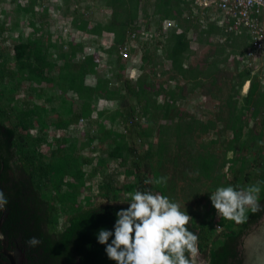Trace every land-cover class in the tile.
<instances>
[{
	"label": "trees",
	"instance_id": "trees-1",
	"mask_svg": "<svg viewBox=\"0 0 264 264\" xmlns=\"http://www.w3.org/2000/svg\"><path fill=\"white\" fill-rule=\"evenodd\" d=\"M46 2L0 0V190L9 201L0 230L8 250L98 206L130 205L140 190L192 217L187 227L209 264L217 239L238 234L252 213L242 223L218 217L211 193L264 181V69L247 57L249 33L227 32L221 16L189 0H62L55 11L72 15V38L47 29L57 16ZM101 9L110 11L104 21ZM166 20L175 24L167 36ZM102 32L113 35L108 49ZM136 32L148 33L130 47L137 60L124 59L119 47ZM196 39L207 51L190 63ZM95 53L106 55L105 68ZM161 176L165 185L145 184ZM202 199L209 207L200 210ZM1 250L0 241V264H8Z\"/></svg>",
	"mask_w": 264,
	"mask_h": 264
},
{
	"label": "clouds",
	"instance_id": "clouds-1",
	"mask_svg": "<svg viewBox=\"0 0 264 264\" xmlns=\"http://www.w3.org/2000/svg\"><path fill=\"white\" fill-rule=\"evenodd\" d=\"M4 1L9 2L10 0ZM46 1L47 6L57 16L56 21L47 29L63 32L65 36L70 35L72 38H76L78 32L71 29L72 15L63 20L55 11V5L61 6L62 0ZM77 8V5L73 3L71 9ZM102 11L110 13L107 9H101L100 12ZM217 15L221 16L219 13ZM166 22H171L172 26L167 28ZM225 25L227 31V23ZM173 26L175 27V24L171 20L163 22V31L166 36ZM177 32H180L179 28H177ZM138 34L146 35L148 33L136 32L131 34L128 44L119 47V54L124 59L137 60V55L130 54L129 51ZM99 37L102 39L100 44L105 49L112 45V34L102 32ZM263 53L264 49L261 56L251 57L252 62L258 60L259 56L264 57ZM95 56L101 60L100 62H104L106 59V55L102 53H95ZM244 58V55L238 56L240 61H244ZM101 67L105 66L101 64ZM133 71H136L138 75L137 68L131 69L130 73ZM135 78L132 77V79ZM244 86L247 89L249 82H245ZM99 103L101 104L102 101ZM261 143L264 144V141ZM166 183L167 178L163 176L156 180H145V184L165 185ZM261 184H264V181H257L246 188L231 185L218 187L210 196L218 217L242 223L247 219L249 211L252 213L260 211L262 208L259 202ZM129 195L130 206L116 213L117 220L114 225V232L101 229L97 234L98 242L106 245L105 251L108 258L115 261L116 264H197L199 238L187 227L192 217L187 212L181 211L178 203L159 193L136 190ZM8 203L5 193L0 190V212L6 211ZM113 236L114 239L109 243V238ZM0 239H3L2 234H0ZM40 243L41 240L34 236L26 241L29 247H36Z\"/></svg>",
	"mask_w": 264,
	"mask_h": 264
},
{
	"label": "water",
	"instance_id": "water-1",
	"mask_svg": "<svg viewBox=\"0 0 264 264\" xmlns=\"http://www.w3.org/2000/svg\"><path fill=\"white\" fill-rule=\"evenodd\" d=\"M260 204L261 210L251 213L238 234L217 239L209 264H264V199ZM129 206L106 204L93 208L40 237L36 247L26 244L8 250L3 237L1 253L8 264H116L108 258L106 245L98 242L97 234L101 229L114 232L116 213ZM2 221L3 217L0 227ZM112 239L114 236L109 243Z\"/></svg>",
	"mask_w": 264,
	"mask_h": 264
},
{
	"label": "built area",
	"instance_id": "built-area-1",
	"mask_svg": "<svg viewBox=\"0 0 264 264\" xmlns=\"http://www.w3.org/2000/svg\"><path fill=\"white\" fill-rule=\"evenodd\" d=\"M9 1V0H7ZM196 8L211 9L222 16V22L227 23V31L239 33L246 30L251 39L252 49L248 57L262 54L264 49V0H189ZM166 22V27H171Z\"/></svg>",
	"mask_w": 264,
	"mask_h": 264
},
{
	"label": "rangeland",
	"instance_id": "rangeland-1",
	"mask_svg": "<svg viewBox=\"0 0 264 264\" xmlns=\"http://www.w3.org/2000/svg\"><path fill=\"white\" fill-rule=\"evenodd\" d=\"M103 13H105V14H109L108 13V11H102V12H98V15L96 16L97 17V20H104L106 17H102L103 16ZM192 47V50H194L195 52H196V55L197 54H199V56L198 57H196V56H194L193 58H191L190 60V63L192 62V63H196V61L195 60H197L201 55H202V53L204 52V51H207V47L206 46H203V45H201L200 43H199V41H197V39L195 40V42H193L192 43V45H191ZM203 46V47H202ZM204 49V50H203ZM264 54V53H263ZM97 59H99V58H97ZM256 62H257V60L253 63V69L255 70L256 68H257V66H258V68H260V69H264V57H262V58H260V60H259V63H258V65L256 64ZM101 64H103L102 62H101ZM103 68H105V67H103ZM107 70V69H106ZM136 75H137V72L136 71H133L132 73H129V77L130 78H135L136 77ZM159 84V82L158 81H156V85H158ZM247 86V85H246ZM246 86H244L243 88H242V93H244L245 92V90H246ZM205 99L203 98V97H199L198 99H197V103H198V105L200 106V107H203L202 105H204L205 104ZM205 107V106H204ZM203 115L204 116V109L202 108L201 110H200V114H199V116L200 115ZM202 116V117H203ZM252 122L250 121L249 122V124H251ZM254 158V156L252 157V159ZM172 171H170L169 172V170H168V175H167V177L171 174V177H172ZM123 179V178H122ZM122 179H120V181H122ZM92 183H95V186H96V181H93ZM95 186H94V188H93V190H92V195H94L95 196V194L97 193L96 192V188H95ZM85 195V193L83 192V196ZM95 200V202H101L100 201V199H94ZM200 210H201V208L202 209H206V208H208L209 207V204L206 202V201H203V199L201 200V203H200ZM217 232V231H216ZM197 264H207V258H206V254H204V253H198V257H197Z\"/></svg>",
	"mask_w": 264,
	"mask_h": 264
},
{
	"label": "crops",
	"instance_id": "crops-1",
	"mask_svg": "<svg viewBox=\"0 0 264 264\" xmlns=\"http://www.w3.org/2000/svg\"><path fill=\"white\" fill-rule=\"evenodd\" d=\"M108 41H109V39H108Z\"/></svg>",
	"mask_w": 264,
	"mask_h": 264
}]
</instances>
